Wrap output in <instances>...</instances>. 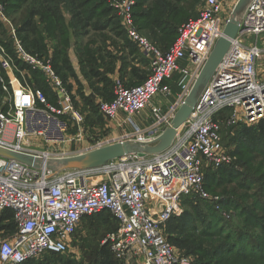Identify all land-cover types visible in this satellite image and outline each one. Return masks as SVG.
<instances>
[{"label":"built area","instance_id":"2783aa9c","mask_svg":"<svg viewBox=\"0 0 264 264\" xmlns=\"http://www.w3.org/2000/svg\"><path fill=\"white\" fill-rule=\"evenodd\" d=\"M136 0L113 3L129 39L150 60V74L139 85L114 82V100L100 102V113L117 127L128 126L121 136L98 141L87 151L126 141L152 143L172 123L190 95L197 79L225 37L233 11L225 0H205L199 16L183 23L167 51L142 36L135 26ZM0 20L9 28L22 68L0 42V147L35 156L31 167L0 157V213L12 210L17 231L0 241V264H21L45 254H65L83 218L109 211L118 230L108 235L112 251L124 264H191V257L167 239L166 225L184 213L182 200L194 196L211 199L205 188L208 168L230 167L235 159L224 146L219 115L229 111V126H254L264 122V79L258 64L264 51V0H251L241 17V27L190 118L177 130L165 151L140 156L130 154L95 168L53 169L49 163L84 154L68 152L70 145L87 140L85 116L72 92L56 73L52 60L28 53L17 27L0 3ZM30 71L44 74L53 90L54 102L35 90ZM178 75L181 91L164 110L152 105L156 96L168 99V84ZM151 113L145 114L148 107ZM124 115L123 120L119 117ZM152 122L141 126L136 118ZM219 208V207H217Z\"/></svg>","mask_w":264,"mask_h":264},{"label":"trees","instance_id":"16d2710c","mask_svg":"<svg viewBox=\"0 0 264 264\" xmlns=\"http://www.w3.org/2000/svg\"><path fill=\"white\" fill-rule=\"evenodd\" d=\"M111 1L115 0H0L9 18H14L11 20L17 27L24 49L30 54L51 59L56 73L66 86L69 77L76 80L79 85L78 95L82 97L84 105L82 111H89L86 116L88 120L93 118L92 114L95 112L106 121L100 113L99 103L111 102L115 97L112 76L117 72L120 57H116L107 44L98 47L89 38L94 34H100L104 39L102 42L124 38L122 32L125 30L121 31L114 22L116 19L112 18L113 10L109 5ZM196 5L191 0H136L133 10L135 26L154 45L167 51L177 39L181 25L191 16L188 10ZM108 31L113 36L106 37L104 34ZM4 35L9 42L2 43L17 63L25 68L15 51L9 28L0 20V36ZM72 47L76 50L81 73L93 90L91 96L84 95L73 69L69 56ZM129 48L130 52L124 56L126 61L130 57L134 58V52H137V46L131 44ZM140 54L150 66L145 54L142 51ZM138 70L132 67L131 71H127L126 66L121 65L118 73L124 77L138 75L140 83L126 84L132 87L141 84L150 74L148 71L140 74ZM30 72L29 82L33 88L42 91L47 100L53 103V90L44 74ZM177 80L178 75L168 82L175 93L180 91L175 84ZM68 89L71 90L72 87L68 86ZM98 97L102 100L99 103ZM229 113L224 111L218 117L222 125L224 144L228 136L227 130L230 129L231 135L237 139H231V144H235L236 149L230 153L235 157H242V166L247 171H239L233 166L218 169L210 167L205 171V188L212 195H216L222 193L223 188L234 186V190L231 189L228 193L230 197L221 202V206L226 210L233 209L238 219L226 221L212 201L186 196L182 200L183 215L172 218L166 225L167 239L178 251L182 254L198 255V262L194 264H264V173L255 179V175L264 169V122L254 126H229ZM257 155L261 158L257 159ZM234 183L237 185L236 189ZM82 224L89 232L94 254L109 261L105 264L121 262L115 258L111 244L102 243L119 227L118 221L109 211L83 218L75 234ZM14 228L17 230L14 212L3 210L0 213V231H12ZM46 255L51 257L43 258L41 264H52L55 257L64 254ZM36 260L38 259H31L21 264H39ZM59 264L74 263L64 258Z\"/></svg>","mask_w":264,"mask_h":264},{"label":"rangeland","instance_id":"374dc122","mask_svg":"<svg viewBox=\"0 0 264 264\" xmlns=\"http://www.w3.org/2000/svg\"><path fill=\"white\" fill-rule=\"evenodd\" d=\"M116 1L117 0L109 2L110 3L109 5L113 10L112 18L116 19V20H114L115 24L118 25V27L120 29H122L121 31H123V29L125 30V27L123 25L122 19L118 16L115 8L113 7V3ZM250 1L251 0H245L242 3L241 9H240L241 14H243V12L246 10L247 5L250 3ZM238 2H239V0H225L226 8L230 11H233V9L235 8V6L237 5ZM191 3H197V5L194 6L192 8V10H188L189 14L191 15L189 18H187L188 21L190 19H194V18L199 16L200 12L202 11L203 7L205 6V0H191ZM5 12H6V10H5ZM118 18H119L120 22H119ZM11 19L14 20L13 17ZM187 20H186V22H187ZM122 34H123L124 38H122V39L118 38L117 40H111V41L106 40V42H102V40H104V39L102 38V36L100 34H94L89 38L93 39L94 43L97 46L98 45L103 46L104 43L107 44L108 49L110 51H112V53H114L116 55V57H120L119 61L122 65V67L126 66L127 71H128L130 58L132 59V57H130L126 61L124 56L126 55V53L130 52L129 47H131V44H133L134 46H137V45L129 39L126 30H125V32H122ZM140 34L142 36H144L141 32H140ZM104 35H106V37H111V35H109L107 33ZM6 41L9 42V39L7 36H5V35L0 36V42H6ZM259 41H260L259 45L261 46L262 41L260 39H259ZM112 43H114V45ZM51 51L52 50L50 49V52ZM140 51L141 50H138V46H137V52H134V58L138 59V61H140L139 62L140 66L137 67V69H139L138 70L139 73L145 74V73H147L146 71L149 70L150 66H149L148 62L145 59H143L142 55L140 54ZM261 70L264 71V66H262ZM131 75L132 74H130L128 77H124V75L121 74V75H119L118 78L121 79L125 84H128V85L138 84L141 82L138 75H132V76ZM113 82H115V81H113ZM113 85H114V83H113ZM76 93L78 94V91H76ZM79 101H80V104L78 103L79 108L80 107L83 108L84 105L82 102L83 101L82 97L79 98ZM83 115L86 116L85 113H83ZM92 117L93 118L90 120L85 119V122H84V128L86 130L85 136H86L87 140L84 141L83 144L81 146H78V147H76L75 145H70L68 152H72V154H74L76 152V150L77 151L79 150L78 152L82 153L84 150H87V149H84V145L86 143H87L86 144L87 147H93L100 140L112 138L114 136L117 137L118 135H120L121 132H123V130L125 128V127L120 128L119 132H118L115 130L116 127H112L111 121H108V120L104 121L103 119L99 118L98 114L95 112L92 114ZM136 120L138 121L137 118H136ZM227 131H228V136L226 137L224 145L229 152H232V151L234 152V150L236 148H235V144H231V142H232L231 139H236V138L234 135H231V133L229 132L230 129H228ZM113 132H116L119 134L112 136ZM236 141H237V139H236ZM246 157H248V156H246ZM260 158L261 157L257 155V159H260ZM231 166H233L236 169H239V171H244V172L247 171V169L243 168L244 166H242V157H239V156L235 157ZM263 173H264V169H262L258 174L255 175V179L260 177ZM236 184H237V182H236ZM236 184H235V189L237 188ZM233 187L234 186H232L231 188L225 187V188H223L222 193H219L216 195H212V193L209 192L211 199H214L215 197L219 198V202H216V201H212V202L216 206L217 211L220 213V215L226 221L238 219V216L236 215L235 211H233V209L230 208V209L226 210V209H223L221 206V202H224L227 198L230 197L228 195V193L230 192L231 189L234 190ZM217 207H219V208H217ZM16 231L17 230L15 228L12 231H9L8 229H4V230L0 231V241L8 240V239L12 238L13 235L16 233ZM100 243H101V241H100ZM102 243H103V241H102ZM183 254H186V253H183ZM186 255H188V254H186ZM46 256L51 257L50 255L45 254L42 257L38 258V260H36V262L41 264V260H43V258H45ZM188 256L191 257V264L198 262V255H188ZM64 258H68L74 264H105V263H109V261L105 260V258H103L102 256L96 255L92 252V243H90L89 232H88L86 226L83 224H82L80 230L77 232V234H75V236H73L69 251L67 253H65L64 255H58L57 257H55V259L52 261V264H59V262ZM116 264H123V263L116 261Z\"/></svg>","mask_w":264,"mask_h":264},{"label":"water","instance_id":"95a60500","mask_svg":"<svg viewBox=\"0 0 264 264\" xmlns=\"http://www.w3.org/2000/svg\"><path fill=\"white\" fill-rule=\"evenodd\" d=\"M244 1L245 0H239L233 9L232 15L229 18L225 29V37H223L217 43L214 52L197 79L190 95L179 109L172 126L167 129L165 133H163L157 140L152 143L139 141L115 143L102 149L91 151L82 155L65 159H54L49 163V167L53 169L95 168L130 154L147 156L161 153L169 148L176 137L177 130L182 127L190 118L198 99L212 78L224 55L228 51L230 39H234L237 36V33L241 27L242 14L240 13V9ZM0 157L17 161L31 167H38L39 162H41L35 156L15 152L1 147Z\"/></svg>","mask_w":264,"mask_h":264},{"label":"crops","instance_id":"0c3cea01","mask_svg":"<svg viewBox=\"0 0 264 264\" xmlns=\"http://www.w3.org/2000/svg\"><path fill=\"white\" fill-rule=\"evenodd\" d=\"M226 9H227V8H226ZM243 13H244V12H243ZM242 15H243V14H242ZM241 17H242V16H241ZM106 33L109 34V35H111V36H113L112 33L109 32V31L106 32ZM260 40L262 41V42H261V46L259 45L260 41H259V43H258V46L264 51V36H263ZM98 47H101V46L98 45ZM158 47H159V46H158ZM159 48H160V47H159ZM69 56H70V60H71V62H72L73 69H74L75 73L77 74L78 81H79L80 85H81L82 88H83V93H84V95H85L86 97H87V96H91V95L93 94V90H92V88H91L89 82L83 77V75H82V73H81L79 60H78V57H77V54H76V50H75L74 47L70 50V52H69ZM145 58L150 62V60L148 59L147 55H145ZM139 62H140V61H138V59H135V58L130 59V63H129V66H128V70L131 71L132 67H136V68L139 67V66H140ZM120 66H121V63L118 62V63H117V72L112 76V80H114V81H115V79H117V78L119 77V73H118V72H119V68H120ZM262 66H264V61H260L259 64H258V75H259L262 79H264V71L261 70V69H262ZM150 70H151V69L149 68L148 72H150ZM175 84H176V86L180 89V87L178 86L177 81H175ZM68 86H71V87H72V89H71L70 91L72 92L73 96L75 97L76 105H77L78 103L80 104V101H79L80 96L76 93V91H77L78 88H79V85L76 83V80H75L74 78H72V77H71V78L69 77V81H68V83H67V87H68ZM172 91H173V88H172ZM180 91H181V89H180ZM180 91H179L178 93H177V92L175 93V91H173V92H172V96H171L170 98H168V99H162L163 97H161V96H156V97L154 98V100L152 101V105H160V106H162L163 109L165 110V109L170 105V103H172V102L175 100L176 96L180 93ZM78 97H79V98H78ZM100 101H102V100L100 99V97H98V99H97V103H99ZM77 107L79 108L78 105H77ZM79 109H81V110H80L81 112L84 111V109H82V108H79ZM82 110H83V111H82ZM150 113H151V107L149 106V107L146 109L145 114H150ZM88 114H89V111L87 110V111L85 112V115L87 116ZM86 116H85V118H86ZM124 117H125V116L121 114V116L119 117V120H123ZM137 119H138L137 122H138L141 126H146V125L150 124V123L152 122V120H153L152 117H150L148 121H147L146 118L143 119V118H139V117H137ZM111 123H112V127H116L115 130L119 132V129H120V128L117 127V126H118L117 123H116V122H111ZM126 130H130V128H129L128 126H126V127L124 128L123 132H121L120 135H118L117 137L121 136ZM117 134H119V133L113 132L112 136L117 135ZM114 137H115V136H114ZM112 138H113V137H112ZM86 144H87V143H86ZM86 144L84 145V149H87V148H88V147L86 146ZM84 151H85V150H84ZM85 153H88V151L86 150V151L84 152V154H85Z\"/></svg>","mask_w":264,"mask_h":264}]
</instances>
